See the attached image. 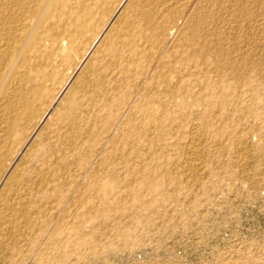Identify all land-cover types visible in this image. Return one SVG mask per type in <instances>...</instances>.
<instances>
[{
  "label": "rangeland",
  "instance_id": "rangeland-1",
  "mask_svg": "<svg viewBox=\"0 0 264 264\" xmlns=\"http://www.w3.org/2000/svg\"><path fill=\"white\" fill-rule=\"evenodd\" d=\"M169 1L0 0V264H264V0Z\"/></svg>",
  "mask_w": 264,
  "mask_h": 264
},
{
  "label": "bare ground",
  "instance_id": "bare-ground-1",
  "mask_svg": "<svg viewBox=\"0 0 264 264\" xmlns=\"http://www.w3.org/2000/svg\"><path fill=\"white\" fill-rule=\"evenodd\" d=\"M169 1V0H168ZM24 2V1H23ZM105 2H106V0H96V2H93V3H97V5H96V8L95 7H91V5H90V3L88 2V0H82V3H80V7H81V10H82V13H83V15H85L86 13L87 14H89V15H92V14H96V13H100V12H102V11H105V8H104V5H105ZM170 2V1H169ZM92 4V3H91ZM145 4V3H144ZM95 6V5H94ZM148 6V5H147ZM69 9H70V7H69ZM153 10H155V12H156V10L157 11H160V12H166L167 10H168V7H167V4H166V2H161L160 4H156V5H154L153 6ZM152 10V11H153ZM23 12H24V10H23ZM35 12V11H34ZM147 13H148V15H147ZM24 14V13H23ZM79 14V13H78ZM75 15V14H74ZM146 15H147V20L145 21V24L144 25H148V24H150V25H152V23H154V22H159V20H161V16L159 17V19H157V18H153L152 19V17H151V14L148 12V11H146ZM33 16V15H32ZM63 18V17H62ZM73 18V17H72ZM78 18V17H77ZM80 18H82V17H79V22H80ZM222 18V17H221ZM24 19V18H23ZM220 19V18H219ZM63 20V19H62ZM61 20V21H62ZM26 21V20H25ZM224 21V20H223ZM222 21V22H223ZM24 22V21H23ZM66 22V21H65ZM93 21H91V23H92ZM219 22V21H218ZM28 23V22H27ZM27 23H25V24H27ZM77 23H78V19H77ZM81 23V22H80ZM119 23V22H118ZM59 24H62V23H59ZM88 24V23H87ZM144 25H137L136 24V19H131L129 22H127V23H124L123 24V26H121V28L119 29V31H118V38L120 39H122V40H124L125 39V37H126V34L128 33V30H130V29H134L135 28V30H134V32H136V29L137 30H139V29H143V26ZM39 26V25H38ZM53 26V25H52ZM63 26H65V25H63ZM62 26V27H63ZM87 26V25H86ZM92 26V25H91ZM148 27V26H147ZM25 28V27H24ZM40 28V27H39ZM114 28V27H113ZM79 29V27H78V25H76L75 23H74V26H73V31L75 32L76 30H78ZM81 29V28H80ZM82 29H84V28H82ZM82 29H81V31H82ZM86 29V28H85ZM146 28L144 27V30H145ZM56 30V29H55ZM112 30H114V29H112ZM188 30V29H187ZM57 31V30H56ZM55 31V33H57ZM87 31V30H86ZM183 31V30H182ZM195 31V30H194ZM196 31H197V28H196ZM30 33H31V31H29ZM38 32H40V31H38ZM186 32V31H185ZM215 32V31H214ZM73 33V32H72ZM192 33V32H191ZM218 33V32H217ZM29 34V33H28ZM65 34H67V32H65ZM207 34V33H206ZM57 35V34H56ZM114 35H116V34H114ZM195 35V34H194ZM208 35V34H207ZM207 35H206V38H207ZM218 35V34H217ZM216 35V36H217ZM191 36V35H190ZM215 36V37H216ZM56 37V36H55ZM54 37V41L56 42V43H58L59 41H60V39H59V34L57 35V37H58V40L56 39ZM192 37V36H191ZM210 37V36H209ZM62 38V37H61ZM216 39V38H215ZM30 40V39H29ZM86 40V39H85ZM78 43V42H77ZM103 43H104V41H103ZM133 43H134V40H133ZM59 44V43H58ZM1 45H2V42H1ZM133 45V44H132ZM132 45L129 47V48H127V49H130V50H134L135 48L134 47H132ZM73 46V45H72ZM77 46V45H76ZM74 47V46H73ZM191 47V46H190ZM30 48V47H29ZM72 48V47H71ZM78 48V47H77ZM64 50V49H63ZM63 50H61V51H63ZM136 50V49H135ZM120 49L119 48H115L114 49V53L117 55V56H119V55H121L122 53H120ZM124 52V51H123ZM199 52V51H198ZM133 53H135V52H133ZM137 54V53H136ZM31 56V55H30ZM33 56V55H32ZM65 56V55H64ZM62 57V56H61ZM135 57V56H134ZM65 58H66V56H65ZM31 59H32V57H28V59H27V61H29L30 63H31ZM25 60V59H24ZM116 60V59H115ZM114 62V61H113ZM41 66V65H40ZM91 67V66H90ZM31 69V66L29 65V66H27V70H30ZM96 72V71H95ZM98 72V71H97ZM102 75H96V77L97 78H99L100 79V82L103 84L104 83V79L101 77ZM98 79V80H99ZM180 80V79H179ZM27 81H30V78H28L27 79ZM34 88H36L35 86H34ZM26 90V89H25ZM226 97V96H225ZM9 124H12V121H9ZM15 124V123H14ZM13 124V125H14ZM12 129H14L13 127H12ZM64 131V130H63ZM65 133V132H64ZM14 135V134H13ZM70 137V136H69Z\"/></svg>",
  "mask_w": 264,
  "mask_h": 264
}]
</instances>
